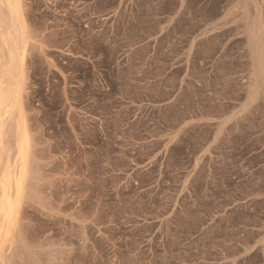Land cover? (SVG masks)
I'll use <instances>...</instances> for the list:
<instances>
[{
  "label": "rangeland",
  "instance_id": "rangeland-1",
  "mask_svg": "<svg viewBox=\"0 0 264 264\" xmlns=\"http://www.w3.org/2000/svg\"><path fill=\"white\" fill-rule=\"evenodd\" d=\"M9 1L0 264H264V218H201L264 170V0Z\"/></svg>",
  "mask_w": 264,
  "mask_h": 264
},
{
  "label": "crops",
  "instance_id": "crops-1",
  "mask_svg": "<svg viewBox=\"0 0 264 264\" xmlns=\"http://www.w3.org/2000/svg\"><path fill=\"white\" fill-rule=\"evenodd\" d=\"M203 174L208 207L201 218H264V170L207 168ZM225 198L229 205L220 207ZM261 232L264 238V227Z\"/></svg>",
  "mask_w": 264,
  "mask_h": 264
},
{
  "label": "bare ground",
  "instance_id": "bare-ground-1",
  "mask_svg": "<svg viewBox=\"0 0 264 264\" xmlns=\"http://www.w3.org/2000/svg\"><path fill=\"white\" fill-rule=\"evenodd\" d=\"M2 1H3V0H2ZM4 1H5V0H4ZM8 1H9V0H8ZM10 1H11V0H10ZM10 1H9V3H10ZM12 1H14V0H12ZM12 1H11V3H12ZM5 3H6V2H5ZM3 4H4V3H3ZM5 5H6V4H5ZM10 5H11V4H10ZM13 5H14V7H15L17 4L15 5V4L12 3V6H13ZM2 6H3V5H2ZM2 6H0V9L4 10V8H2ZM4 7H5V6H4ZM10 7H11V6H10ZM14 7H12L10 10H14V9H13ZM5 8H6V7H5ZM7 8H8V7H7ZM16 8H17V9H16ZM16 8H15V9L18 10V7H17V6H16ZM6 10H7V9H6ZM16 10H15V11H16ZM8 11H9V9H8ZM15 11H13V12L11 11L10 13H15ZM1 12H4V11H1ZM6 12H7V11H6ZM16 13H17V12H16ZM16 13H15V14H16ZM7 14H8V17H9V16H10V17L12 16V15H10L8 12H7ZM15 14H13V15L15 16ZM3 15H4V13L2 14V17H3ZM0 16H1V13H0ZM2 17H1L0 19H6L5 15H4L5 18H4V17L2 18ZM10 17H9V18H10ZM11 18H13V16H12ZM6 20H9V19H6ZM12 20H13V19H12ZM1 22H2V20H1ZM11 22H12V21L10 20V23H11ZM2 23H3V25H4V24H6V21H5V23H4V21H3ZM7 23H9V21H8ZM11 24H12V23H11ZM0 28H1V26H0ZM3 28H4V27H2V29H3ZM7 28H8V24H7ZM5 29H6V28H5ZM2 34H3V33H2ZM6 42H7V41H6ZM7 44H8V43H7ZM7 47H9V45H8ZM7 50H9V49H7ZM13 52H14V51H13ZM6 55H7V54H6ZM18 55H19V54H18ZM12 56H13L12 53L9 52V63H10V61L12 60ZM21 56H22V55H21ZM14 58H15V56H14ZM7 59H8V58H7ZM7 61H8V60H7ZM7 61H6V62H7ZM6 62H5V63H6ZM9 63H7V65H8ZM11 64H12V63H11ZM7 65H6V66H7ZM6 66H3V72H4V69H5L4 67H6ZM0 68H1V67H0ZM1 70H2V69H1ZM0 73H1V72H0ZM4 73H5V72H4ZM4 73H3V74H4ZM1 74H2V73H1ZM3 74H2V76H3ZM8 75H9V74H8ZM0 78H1V76H0ZM4 78H5V76L3 77V79H4ZM3 79H2V81L4 82L5 80H3ZM7 79H8V78H6V80H7ZM2 81L0 80V83H1ZM3 82H2V83H3ZM0 86H1V84H0ZM1 96H2V95H1ZM2 105H3V104H2ZM2 108H3V107H2Z\"/></svg>",
  "mask_w": 264,
  "mask_h": 264
}]
</instances>
